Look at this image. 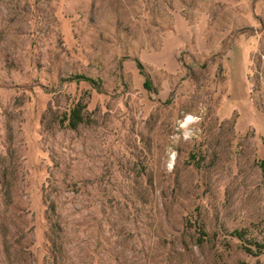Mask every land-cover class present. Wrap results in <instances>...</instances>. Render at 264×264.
Masks as SVG:
<instances>
[{
    "label": "rangeland",
    "instance_id": "obj_1",
    "mask_svg": "<svg viewBox=\"0 0 264 264\" xmlns=\"http://www.w3.org/2000/svg\"><path fill=\"white\" fill-rule=\"evenodd\" d=\"M263 161L264 0H0V264H264Z\"/></svg>",
    "mask_w": 264,
    "mask_h": 264
},
{
    "label": "trees",
    "instance_id": "obj_2",
    "mask_svg": "<svg viewBox=\"0 0 264 264\" xmlns=\"http://www.w3.org/2000/svg\"><path fill=\"white\" fill-rule=\"evenodd\" d=\"M137 66L145 78L144 87L151 93H157V89L153 86V82L149 73L146 72L144 65L137 60ZM75 80L79 83H86L90 85L94 90L101 93L104 90V83L100 80H95L86 76H77ZM87 107L83 104H78L74 107L68 115L65 116V122H68L69 126L72 128H78L81 124L86 122L85 110ZM264 164V161H263ZM13 176V178H11ZM16 177L13 174H10L8 170H0V186L2 189V193L4 195L7 206H11V202L13 200V187L15 183ZM46 219L49 226V242L51 244V248L53 253L60 252L61 246V234H62V226L60 223V215L58 213V207L55 202L47 203L46 210ZM203 236L204 235L203 233ZM249 253L253 251L248 249Z\"/></svg>",
    "mask_w": 264,
    "mask_h": 264
}]
</instances>
